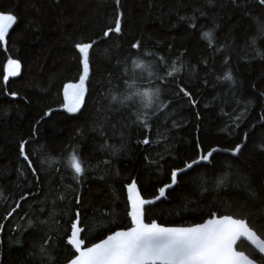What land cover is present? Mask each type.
<instances>
[{"label":"trees","instance_id":"1","mask_svg":"<svg viewBox=\"0 0 264 264\" xmlns=\"http://www.w3.org/2000/svg\"><path fill=\"white\" fill-rule=\"evenodd\" d=\"M114 8V0H0V11L18 17L5 45L0 46V224L4 225L0 264H42L36 253L47 236L53 237L47 245L55 258L53 264H64V234L72 215H66L69 201L76 207L73 188L78 187L81 196V219L93 228L85 239L98 242V236L110 234L106 225L113 218L126 224L125 183L136 179L141 195L151 199L169 182L170 170L194 156L197 140L204 149L232 147L244 133H248L247 142L238 157L215 154L212 165L197 166L182 175L149 217L166 226H190L209 218L212 209L218 214L246 216L258 231L264 229V151L258 147L264 145V127L258 123L264 113V97L259 94L264 90V59L256 56V49L264 53L260 31L264 10L254 0H236L235 4L232 0H121L123 33L102 38V31L113 23ZM189 17L195 18L194 28L188 27ZM206 31L212 33L211 48L201 35ZM92 40L97 44L90 50L86 103L70 114L63 108V86L78 81L79 54L74 43ZM136 40L140 41L139 54L130 47ZM144 51L164 57L166 70H171L175 60L181 69L179 83L197 100L193 107L182 93L162 92L161 100L169 103L151 118L149 130L133 123L130 102H125L128 107L119 102L131 91L126 83L131 82V61L153 59L144 56ZM8 59L19 60L21 70L5 81ZM228 71L234 83L222 79ZM135 72L137 87L161 86L159 80L149 85L146 72ZM162 87L178 92L171 79ZM11 92L18 96L11 97ZM249 101L239 127L230 134L227 128L234 127L232 118ZM49 108L53 112L41 120ZM33 125L36 136L30 139ZM145 136L151 141L147 145L140 143ZM21 139L28 140L26 151L39 173V186L27 162L19 157ZM73 149L86 169L79 186L66 164ZM113 149H117L115 154ZM221 179L223 183L217 186ZM245 183L255 197L248 194ZM24 192L32 195L3 220ZM61 194L65 199L59 198ZM50 212L59 221L58 232H49L40 223L50 219ZM238 245L253 255L246 244Z\"/></svg>","mask_w":264,"mask_h":264},{"label":"snow or ice","instance_id":"2","mask_svg":"<svg viewBox=\"0 0 264 264\" xmlns=\"http://www.w3.org/2000/svg\"><path fill=\"white\" fill-rule=\"evenodd\" d=\"M232 2L235 4L236 0H232ZM114 3L115 17L113 23L102 31V38L110 39V34L119 36L123 33L122 13L120 10L121 0H114ZM254 3L256 7L264 10V0H254ZM180 19L184 20L185 17H180ZM187 19L190 21L188 27L194 28L195 18L189 17ZM17 20L18 17L14 13L0 11V46L5 45L9 29L12 28ZM260 31L264 34V27ZM201 35L208 40L209 47L211 48L213 43L211 31L202 32ZM96 44V40L74 43V48L79 54L77 58L78 81L74 84L66 83L63 86V108L68 113L79 112L81 106L86 103L87 83L90 81L91 72L90 50ZM252 45L255 48V41H252ZM130 47L137 50L139 54L140 41L136 40L131 43ZM143 55H151L153 59L145 62L136 58L131 61L133 68V72L129 78L131 82L126 81L127 87L131 91L124 95L119 102L125 107L129 106L125 102H130L131 108L134 109L133 115L135 116V120L133 123L142 126L145 130H149L151 118L157 115V113L162 112L169 103L167 100H161L162 92H168L171 95L182 93L183 97L193 107H196L197 100L186 87L179 83L178 73L181 69L176 67L175 60L172 61L171 70H166L168 65L164 57L156 53H149L148 51H144ZM256 56L264 59V53H261L259 49H256ZM227 60L228 58L225 57V63H227ZM204 63L206 64V60ZM135 69H139L141 73H147V76L150 78L147 81L149 85L153 83V80H159L161 86L137 87L138 74L135 72ZM20 70L21 62L19 60L8 59L4 66V80L7 81L10 76H18ZM125 74L128 75L127 68H125ZM139 79L142 80L143 77L139 76ZM169 79L173 80L178 92L162 87L168 83ZM222 79L229 83L235 82L230 71L225 72ZM259 94L261 97H264V90L260 91ZM5 95H8V93L5 92ZM10 95L15 98L18 96V93L11 92ZM111 100L115 102L117 101V97L113 95ZM250 104L251 101L246 103L244 110L232 118L234 127L227 128L230 134L235 128L239 127L238 122L242 120ZM51 112H53V109L49 108L40 119L48 117ZM197 119H200L199 113H197ZM39 123L40 120H37L36 124ZM258 123L264 127V113L259 115ZM36 131V127L33 125L30 139L36 136ZM247 137L248 133H244L240 142H236L232 147L212 146L208 149H204L199 140H197L194 156L185 159L182 167L177 166L172 168L170 170L169 182L160 186L157 189L158 195H154L151 199H146L141 195L136 179L125 183L123 187L127 191L126 224H118L115 222V218H113L106 225V229L110 234H107L103 238L98 236L99 242H89L85 239V233L92 231L93 228L81 219V209L79 207L81 206V196L78 187L73 188L72 193L74 195L72 199H74L76 207H73L70 200L66 215L68 213L72 215L68 220L70 227L65 229L64 234V264H264V229L258 231L252 226V223L246 216L237 217L230 214H218L216 210L209 209L207 213L209 218H202V222H194L190 226H166L165 223L158 222L156 218L149 217V213L157 207L156 202L161 200V198L167 199L166 190L173 188L174 185H178L182 179V175H186L194 166L212 165L216 158L214 154L230 153L231 156L238 157L246 146ZM150 142L148 136H145L140 141V143L145 145ZM27 144L28 140H20L18 146L19 157L27 162V167L32 170L31 175L35 178L37 186H39L40 176L27 154ZM258 147L261 151H264V145ZM116 151L117 149H113V154ZM145 159H148V157H145ZM54 162L59 163V158H55ZM151 163L156 162L151 161ZM66 164L72 169L75 184L79 186L82 183L81 177L86 169L83 167L84 162L76 154L75 149L69 153ZM56 170L58 171L59 169L57 168ZM21 175H23V172H21ZM246 180L247 178H245ZM221 183H223V179L217 181V186ZM245 188L250 196L255 197V193L247 187L246 183ZM31 195V192L22 193L19 199L15 201V207L7 211L3 220H8L21 206V202L26 201ZM59 198L61 200L65 199L64 194H61ZM49 217L50 219L40 221V223L46 225L49 232L53 230L58 232L59 221L55 219V215L52 212H50ZM27 224L29 227H32L33 221L29 219ZM3 227L4 225L0 224V229ZM240 238H244L252 246L253 255L251 257L245 251L239 250L237 241ZM52 239L53 237L47 236L44 244L39 247L36 253L41 258L42 264L45 261H47V264H53L55 260L51 255L49 247H47ZM256 252L260 254L258 259L255 256Z\"/></svg>","mask_w":264,"mask_h":264},{"label":"water","instance_id":"3","mask_svg":"<svg viewBox=\"0 0 264 264\" xmlns=\"http://www.w3.org/2000/svg\"><path fill=\"white\" fill-rule=\"evenodd\" d=\"M219 154H223V155H229V156H231L230 155V153H219ZM215 155V154H214ZM233 157V156H232ZM195 167H197V166H194V168ZM192 170V169H191ZM190 171V170H189ZM188 171V172H189ZM176 187V185H174L173 186V188H171V189H168V190H166V195H167V193L169 192V191H171L172 189H174ZM125 195H126V201H127V191H126V189H125ZM157 195H158V192H157ZM161 201H166V199L165 198H161V200H159V201H157L156 202V204H158L159 202H161ZM99 242V241H98ZM239 243H244V244H246L249 248H251L252 249V246L250 245V243L248 242V241H246L244 238H240L238 241H237V244H239ZM258 255H260L258 252H256Z\"/></svg>","mask_w":264,"mask_h":264},{"label":"rangeland","instance_id":"4","mask_svg":"<svg viewBox=\"0 0 264 264\" xmlns=\"http://www.w3.org/2000/svg\"><path fill=\"white\" fill-rule=\"evenodd\" d=\"M76 83V82H75ZM63 100H64V95H63ZM70 114H75V113H70Z\"/></svg>","mask_w":264,"mask_h":264}]
</instances>
